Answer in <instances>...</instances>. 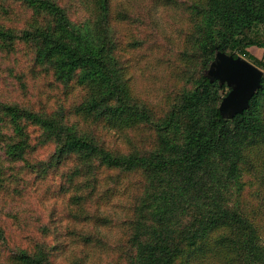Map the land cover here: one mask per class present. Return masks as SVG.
I'll return each instance as SVG.
<instances>
[{
  "label": "trees",
  "instance_id": "trees-1",
  "mask_svg": "<svg viewBox=\"0 0 264 264\" xmlns=\"http://www.w3.org/2000/svg\"><path fill=\"white\" fill-rule=\"evenodd\" d=\"M135 2L0 0V203L45 193L65 219L112 224L105 264H264V74L231 119L229 87L204 75L217 50L264 68V0ZM131 53L174 73L162 105L133 88ZM9 221L0 264L59 262L55 226L13 244Z\"/></svg>",
  "mask_w": 264,
  "mask_h": 264
},
{
  "label": "rangeland",
  "instance_id": "rangeland-1",
  "mask_svg": "<svg viewBox=\"0 0 264 264\" xmlns=\"http://www.w3.org/2000/svg\"><path fill=\"white\" fill-rule=\"evenodd\" d=\"M118 1L121 3L120 6L122 8L127 7V9H132L136 4L135 0ZM164 12L165 9H158L155 12L154 17L158 16L159 21L166 27L167 24L171 23V19L164 17ZM80 15L82 16V14ZM125 30L126 35H124V41L134 34V30L131 27H126ZM250 51V53H254V55H257L258 57L262 56V49L254 50V48H252ZM128 55L130 58V69H132V85L135 91L141 96L146 97L148 101H152L153 104L162 105L174 83L171 80L169 81L168 77L174 75V73L167 71L163 65H160V62L157 65L149 63L147 66L146 62L140 61L133 53ZM251 63L254 64L253 62ZM254 65L264 72L263 67L256 63ZM178 83L179 82H177V85ZM117 143H119L121 149L130 146V144L127 143L124 134L123 137L117 138ZM255 188L256 185L247 186L243 193L244 197L255 198ZM65 200L66 198L60 196L54 198L53 195L45 196V193L30 192V195H28L26 199L23 197L20 200L22 204L21 206H18L17 202L13 200L11 196L5 198V201L0 203V213L10 219V233L13 234L14 225L16 226L14 234L18 233L20 228H25L20 235L22 240H14L12 243L17 244L20 242L19 244L26 245L27 240H30L36 235V233L39 234L40 228L44 227V225L55 226L59 239L58 243H61L62 246H64L57 258V261H59L57 264H73V261H79L82 255L86 256V264H105L106 254L103 253L105 251L106 243L104 239L115 237L117 230L115 232L114 226L109 223L102 227L93 221L82 223L71 218L65 219V214L63 212H56V209H54L55 205H58L61 201L64 202ZM255 201L257 200L255 199ZM90 208H92V206L87 204L84 209L89 212L91 211ZM72 210H76V207L73 206ZM14 212H18V214L12 215ZM99 212L102 215L110 217V221H118L121 215L119 208L111 207L110 205L100 207ZM71 230H73V234L70 233ZM81 233L87 234V236L89 234L88 237L90 238V241L87 243L88 246L80 244V242H82V239L79 237ZM98 236L103 239L100 240ZM65 244L68 245V248ZM103 244L105 245L102 246Z\"/></svg>",
  "mask_w": 264,
  "mask_h": 264
},
{
  "label": "water",
  "instance_id": "water-1",
  "mask_svg": "<svg viewBox=\"0 0 264 264\" xmlns=\"http://www.w3.org/2000/svg\"><path fill=\"white\" fill-rule=\"evenodd\" d=\"M263 74V70L241 56L215 52L204 75L212 82L229 87L218 108L222 118L231 119L248 109L250 99L261 87Z\"/></svg>",
  "mask_w": 264,
  "mask_h": 264
}]
</instances>
